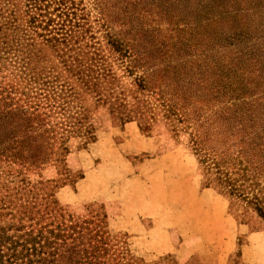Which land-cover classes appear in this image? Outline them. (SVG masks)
<instances>
[{
	"label": "trees",
	"instance_id": "trees-1",
	"mask_svg": "<svg viewBox=\"0 0 264 264\" xmlns=\"http://www.w3.org/2000/svg\"><path fill=\"white\" fill-rule=\"evenodd\" d=\"M26 2L24 16L0 24V264L106 263L97 227L64 214L55 182L25 177L49 162L47 140L91 137L83 113H69L42 79L48 57L75 76L74 100L89 94L119 122L145 102L109 86V63L128 76L142 69L134 92L164 93L168 125L191 124L203 184L264 223V0H93L99 16L114 9L118 30L89 44L72 0Z\"/></svg>",
	"mask_w": 264,
	"mask_h": 264
},
{
	"label": "rangeland",
	"instance_id": "rangeland-1",
	"mask_svg": "<svg viewBox=\"0 0 264 264\" xmlns=\"http://www.w3.org/2000/svg\"><path fill=\"white\" fill-rule=\"evenodd\" d=\"M72 1L69 16L86 30L82 41L89 44L103 30H118L114 9L99 16L93 0ZM28 7L26 0H0V24L21 18ZM109 65L114 76L109 86L126 101L133 93L145 102L129 121L119 122L106 104L89 94L80 93L74 100L78 83L64 73L57 58L48 57L42 64V79L69 113H83L82 125L90 128L91 137L83 140L76 132L67 140H47L49 162L25 177L52 179L54 198L64 214L77 224L87 222V229L97 227L95 239L104 243L105 264H264V223L203 184L189 144L191 124L171 128L162 118L155 88L134 92L131 80L142 69L128 76L122 66ZM162 94L166 104L168 97ZM59 146L66 150L55 163Z\"/></svg>",
	"mask_w": 264,
	"mask_h": 264
}]
</instances>
